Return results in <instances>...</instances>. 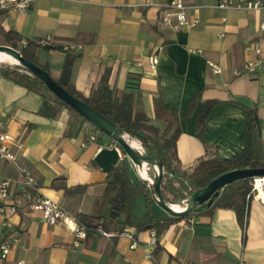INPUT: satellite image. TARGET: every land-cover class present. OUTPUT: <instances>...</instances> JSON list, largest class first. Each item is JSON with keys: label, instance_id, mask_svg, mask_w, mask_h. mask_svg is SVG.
<instances>
[{"label": "crops", "instance_id": "1", "mask_svg": "<svg viewBox=\"0 0 264 264\" xmlns=\"http://www.w3.org/2000/svg\"><path fill=\"white\" fill-rule=\"evenodd\" d=\"M166 1L35 0L27 10H0V27L18 32L22 45L49 39L57 48L41 50L38 57L47 63L52 78L72 54L70 80L81 97L89 98L102 80L117 93L127 81L136 84L133 112H143L161 132L166 121L157 107L186 113L190 98L199 92L192 112L178 122L176 159L162 186L178 201L191 192L182 184L199 160L244 154L243 136L249 132L245 106L255 108L264 162V61L245 66L257 57L256 48L264 53V12L222 9L218 0H194L198 23L174 31L160 23ZM68 42L82 48L66 53L61 46ZM151 53L157 54L155 72L140 63ZM208 62L221 71L213 73ZM206 100L215 103L198 135L194 115ZM88 127L47 88L29 89L0 74V129L17 138L16 161L0 158V182L8 180L11 192L0 207V243L8 239L12 244L2 264H264V204L253 197L244 240L233 209L209 210L205 205L175 219L158 237L154 229L123 225L121 214L107 231L129 228L136 240L133 248L120 234L107 237L90 231L76 238L62 222L48 224L32 205L38 196L51 198L74 216L79 212L104 220L109 214L110 206L102 199L106 172L94 162L96 152L106 147L99 141L106 135L97 133L94 141H85ZM25 173L32 176L33 186L25 184ZM64 188L76 189L65 194ZM131 211L136 217L146 212L142 197L135 199ZM156 243L159 249L153 256Z\"/></svg>", "mask_w": 264, "mask_h": 264}, {"label": "trees", "instance_id": "2", "mask_svg": "<svg viewBox=\"0 0 264 264\" xmlns=\"http://www.w3.org/2000/svg\"><path fill=\"white\" fill-rule=\"evenodd\" d=\"M0 36L3 37L7 44L16 49L20 45V53L24 58L49 72L47 63L40 62L38 54L41 50L54 49L57 48L56 46L49 44L41 45L32 40H27L22 45L20 44L21 36L18 32L12 29L5 31L1 27ZM72 62L73 55L67 54L59 76L53 79L70 94L81 98L95 110L113 121L119 128L128 134L130 139L138 140L145 149L146 154L158 158L163 168H169L171 161L176 159L175 139L179 133L178 122L186 118V116L192 112L195 103L199 99V92L190 98L186 113H179L163 105L157 107V113H161L159 117L166 121V126L161 132L158 127L147 122V117L143 112H133V91L137 87L136 84L127 81L125 89L117 93L108 87L105 80H102L98 88L89 98L81 97L74 89L70 80ZM25 70L26 69L19 64H14L12 66L5 64L0 65V74L11 76L16 82L27 88L36 90L46 88L44 83L37 76L28 74ZM58 102H61V104L73 111L77 116H80L82 120L89 125L88 128L84 129L87 130L83 136L85 141H88L91 133H94L95 136L97 133L104 134L74 109L60 100ZM214 103V100H206L202 101L198 106L194 115L195 127L198 135L201 133L205 119ZM244 111L249 129L248 134L243 136L247 142L244 154H234L232 157L223 160H218L216 158L199 160L194 170L189 175L191 183L193 184L191 192L204 187L210 180L226 171L246 167H264V162L261 160L258 147V123L255 108L245 106ZM147 166L148 171L153 168L151 163H148ZM152 177H154V174H152ZM251 179L252 177H244L233 180L219 189L218 195L212 198L210 204H206V202L200 204L205 205L209 210L216 207L233 209L242 229V240L245 238L248 207L251 199V195L247 197L251 188ZM104 184L105 188L102 193V199L110 206L108 216L104 220H99L98 216H86L79 212L75 214L77 220L85 226L87 232L92 231L97 224H100L102 228L107 230L109 229V224L115 223L117 218L123 214V225H132L138 231L154 229V234L158 237L171 222L186 216H170L157 213L154 208L155 204L153 203L158 202L155 197H153L152 187L146 186L143 181L138 179L131 181L128 176L127 166L124 162L117 163L106 172ZM167 188L171 191L175 189L172 184L167 185ZM74 189L76 188H64V193L68 194ZM161 191L166 202H174V200H176L175 198L169 200L167 192L163 187ZM138 197L143 198L146 208V212L141 217H136L131 211V207ZM158 249L159 245L156 243L153 256L157 255Z\"/></svg>", "mask_w": 264, "mask_h": 264}, {"label": "built area", "instance_id": "3", "mask_svg": "<svg viewBox=\"0 0 264 264\" xmlns=\"http://www.w3.org/2000/svg\"><path fill=\"white\" fill-rule=\"evenodd\" d=\"M35 0H0V10H27L31 3ZM194 0H167L161 4V15L160 23L171 28L174 31L181 30L183 28H191L198 23V16L195 13V5L193 4ZM217 7L222 9H245V10H256L264 12V0H218ZM193 10L194 12H190ZM49 39L39 40L37 43L41 45L50 44ZM82 48V44L68 42L61 46V50L66 53H74L79 51ZM192 51L200 52L199 49H192ZM255 52L257 57L245 64L246 67H257L264 61V53L256 48ZM157 54L151 53L140 61L141 64L146 65L152 72L156 71L157 67ZM208 65L213 73H219L221 68L218 64L213 62H208ZM26 73L31 74L29 71L25 70ZM95 134L91 133L89 135L88 141L95 140ZM17 138L3 130L0 129V158L8 160L10 162H15L17 159L14 146L16 144ZM83 144V143H82ZM145 150L142 146L138 150L142 154V151ZM137 167V165H135ZM169 180V174L163 171L162 177V186L167 184ZM25 184L33 186L34 181L30 174H24ZM148 181V186H151V183ZM262 183L264 186V176H253L251 179V188L247 195H251L253 198H257L261 203L264 204V197L259 195V189L257 184ZM191 192L185 194V196L176 201L179 204L186 205L187 199ZM11 192L9 189V181L4 180L0 182V207H3V204L10 198ZM33 207L39 210L42 214L43 219L48 224H54L56 222H62L76 238H84L86 236L87 230L85 226L78 222L76 217L64 210L57 202L46 196H38L33 201ZM183 207V208H184ZM9 209L13 211L15 208L13 205L9 206ZM189 223H193V220L190 219ZM93 233H100L103 236H114V235H123L130 240L129 247L133 248L136 246V240L133 237V231L129 228L124 227L120 231H107L100 224H97L96 227L92 230ZM12 249V244L8 239L3 240L0 243V264L1 262L7 259L8 254ZM17 264H24L22 261L17 262Z\"/></svg>", "mask_w": 264, "mask_h": 264}, {"label": "water", "instance_id": "4", "mask_svg": "<svg viewBox=\"0 0 264 264\" xmlns=\"http://www.w3.org/2000/svg\"><path fill=\"white\" fill-rule=\"evenodd\" d=\"M0 50L10 54L15 58V64L23 66L31 74L37 76L44 83L45 87L59 100L74 109L83 118L118 143L120 148L116 146L102 147L96 152L94 162L103 171H109L118 163L121 152H123L134 165H138L140 159H144L147 163L156 164L158 169L156 170L153 182L151 183L153 194L159 206L170 215L183 216L190 213L198 205L204 202L210 204L212 198L218 195L219 189L233 180L244 177L264 176V167H246L226 171L210 180L204 187L192 191L184 208L173 210L170 206V202H166L162 196L163 166L158 158L139 153V151L134 149L128 142V138L123 136L125 132L113 121L95 110L81 98L73 96L66 91L52 78L48 71L24 58L19 50L10 45H0Z\"/></svg>", "mask_w": 264, "mask_h": 264}, {"label": "rangeland", "instance_id": "5", "mask_svg": "<svg viewBox=\"0 0 264 264\" xmlns=\"http://www.w3.org/2000/svg\"><path fill=\"white\" fill-rule=\"evenodd\" d=\"M0 45H9V44H7L5 41H4V39H2L1 37H0ZM17 50H19L20 51V45H19V47L17 48ZM1 64H5V65H10V66H12V65H14L15 63H13V62H8V61H0V65ZM22 71V70H21ZM54 98L57 100V101H59V99L54 95ZM61 101V100H60ZM59 103H61V102H59ZM126 134V133H125ZM107 136V135H106ZM104 136L105 138H100L99 139V141H101L102 143H104L105 145H106V147H112V146H116V147H118V148H120L119 147V145H118V143L114 140V139H112L111 137H109V136ZM127 138H129V136H128V134H127ZM130 139V138H129ZM138 141V140H137ZM139 142V141H138ZM140 143V142H139ZM141 145V144H140ZM142 154H146V151L145 150H143L142 151ZM120 162H124L125 164H126V166H127V169H128V174L131 176V178H134V180H141V181H143L144 182V184L146 185V186H148V181L147 180H145V179H143V178H141L140 176H139V174H138V172L136 171V167H135V165L131 162V160L126 156V155H124V153L123 152H121V155H120V160L118 161V163H120ZM151 165H152V167L154 168V166H153V163H151ZM170 167H171V165H170ZM170 167L169 168H163V171L164 172H166V173H168V169H170ZM153 168L152 169H150L149 171H148V175H149V177H151L152 179H153V177H152V174H155V171L153 170ZM152 170V171H151ZM186 178V183H183L182 184V186H186V184L188 185V186H190V187H192L193 186V184L191 183V179H190V176H185ZM150 187H152V186H150ZM153 197H154V195H153ZM168 199L169 200H173V198H171V197H168ZM174 202H176V200H174ZM171 203V202H170ZM153 204H155L156 206H158V208H161L159 205H158V203H156V202H154ZM182 207H183V205H182Z\"/></svg>", "mask_w": 264, "mask_h": 264}, {"label": "bare ground", "instance_id": "6", "mask_svg": "<svg viewBox=\"0 0 264 264\" xmlns=\"http://www.w3.org/2000/svg\"><path fill=\"white\" fill-rule=\"evenodd\" d=\"M0 61H8V62H16L15 58H13L10 54H8L5 51L0 50ZM125 138H127V135L124 134L123 135ZM128 142L131 144V146L136 149V150H140L141 149V145L140 143L135 140V139H129L128 138ZM148 163L144 160V159H140L139 160V164L136 167V171L138 172L139 176L147 181H151L153 180L151 177H149L148 175ZM154 166V171L156 172V170L158 169L156 164H153ZM257 188L259 189V195L264 197V186H262V183L257 184ZM170 206L173 210H180L184 207H182V204H179L177 202H171Z\"/></svg>", "mask_w": 264, "mask_h": 264}]
</instances>
